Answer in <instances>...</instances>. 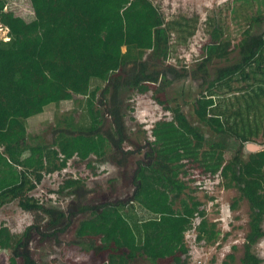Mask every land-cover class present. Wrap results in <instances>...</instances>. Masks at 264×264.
Masks as SVG:
<instances>
[{
  "label": "trees",
  "instance_id": "trees-1",
  "mask_svg": "<svg viewBox=\"0 0 264 264\" xmlns=\"http://www.w3.org/2000/svg\"><path fill=\"white\" fill-rule=\"evenodd\" d=\"M13 1L0 0V26L8 28V40L0 41V146L8 142L22 145L16 155L0 154V208L18 200L23 211L41 209L49 217L46 229H54V236L64 232L67 215L37 205L27 193L43 175L65 168L69 162L84 164L96 175V164L108 157L133 154L123 147V95L151 92L153 100L163 106L160 95L190 77L165 65L170 26L152 0H25L28 17L15 15ZM258 1L264 4V0ZM247 21L238 44V60L215 69L207 78L199 77L204 90L194 110L215 134L239 143L234 156L225 162L223 143L206 140L179 107L163 106L172 118L157 121L151 129L153 141L144 156L148 162L137 166L134 174L133 201L79 209L80 213L90 212L75 229L81 252H100L103 264H188L183 232L199 202L182 196L192 182L189 172L199 170L219 177L224 188L236 189L247 201L250 220L241 264L262 263L253 247L264 235V150L250 153L246 159L241 151L245 143L264 138V12ZM220 39V28L213 26L211 41L204 47V62L219 55ZM235 83H245L248 88L235 93ZM222 88L229 94L227 98L222 96ZM74 95L86 99L89 129L57 130L60 133L53 146L29 145L24 120ZM105 118L109 120L107 129ZM83 184V178L65 180L57 193L74 196ZM178 203L181 209L175 210ZM215 227L210 223L206 229L202 222L195 242L214 244ZM15 239L0 224V250L16 249L21 241L11 248ZM227 258L233 259L231 255ZM8 260V264H37L27 256L20 263L16 255Z\"/></svg>",
  "mask_w": 264,
  "mask_h": 264
},
{
  "label": "rangeland",
  "instance_id": "rangeland-1",
  "mask_svg": "<svg viewBox=\"0 0 264 264\" xmlns=\"http://www.w3.org/2000/svg\"><path fill=\"white\" fill-rule=\"evenodd\" d=\"M161 12L164 23H168L170 30L168 53L165 65L175 67L181 74L189 75V79L175 82L168 87L160 99L163 105L169 108L179 107L188 122L196 127L206 140L221 142L224 145L223 158L229 161L239 143L227 135H217L208 126L201 123L195 114L197 100L200 98L204 86L199 77L207 78L213 75L217 68L233 65L239 58L238 44L244 38V31L248 27L247 19L257 12H264V4L258 0H152ZM11 7L16 16L28 17L29 7L25 0H14ZM10 7V8H11ZM15 22L11 23L13 27ZM217 26L221 31L219 55H213L210 61L205 60L204 47L211 41L212 27ZM8 28L0 26V41H7ZM124 51V48H122ZM148 56V54H147ZM103 86V85H102ZM235 93L242 92L248 87L245 83L232 85ZM220 93V92H219ZM223 97H228L226 89H221ZM224 94V95H223ZM124 108L123 127L125 143L124 150L133 152L120 158L114 154L108 159L96 164L97 174L84 164L73 162L68 169L72 174L44 178L43 188L60 187L68 178H83L84 184L76 194L68 195L57 193L54 203H44L45 208H54L67 215L64 223L67 224L64 232L52 236L54 229H46L49 217L41 209L32 212L23 211L17 201H13L0 209V224L7 227L17 237V241L25 243L19 247L17 253L28 256L37 264H103L104 255L100 252L85 254L76 245L75 236L77 224L90 217V212L80 213L79 209L86 205L92 209L105 203L132 202L134 183L137 182L135 170L137 166H145L148 162L144 156L150 149L151 129L159 120H170L172 113L157 104L152 93L138 94L129 92L123 95ZM86 99L81 96H72L69 101L51 104L44 108L36 118L33 116L29 127V145L53 146L55 137L63 130H88L90 119L85 108ZM106 119L105 129L109 126ZM30 122V121H29ZM26 123V122H24ZM59 130V133H56ZM22 144L15 146V150ZM264 150V138L259 137L252 143H245L241 157L246 159L250 153ZM117 162V164H113ZM121 162V163H119ZM119 163V164H118ZM139 167V168H140ZM68 170V171H69ZM188 190L186 195L195 198L199 206L190 218V225L183 232L184 242L188 249V264H241L243 243L248 232L249 206L246 200L240 198L236 189L224 188L223 180L200 174L199 170L189 172ZM185 181L188 180L184 178ZM61 183V184H60ZM58 185V186H57ZM184 194V193H183ZM180 210V203L175 210ZM215 223L217 240L214 244L195 242L199 234L201 223ZM63 223V224H64ZM61 224L59 227H63ZM30 228L29 230H27ZM264 232V221L262 224ZM28 233V237H23ZM18 242V243H19ZM13 248V246H11ZM13 250V249H12ZM12 250H0V264H8ZM15 250V249H14ZM254 253L264 264V235L253 247ZM15 254V252H14ZM231 255L233 259L227 258ZM21 256L17 262H21Z\"/></svg>",
  "mask_w": 264,
  "mask_h": 264
},
{
  "label": "built area",
  "instance_id": "built-area-1",
  "mask_svg": "<svg viewBox=\"0 0 264 264\" xmlns=\"http://www.w3.org/2000/svg\"><path fill=\"white\" fill-rule=\"evenodd\" d=\"M70 165H71V162H69L65 168H62L58 171H54L52 173H47L43 175L41 182L36 184L35 188L32 191L28 192L26 197L30 200H33L37 205L43 206V207H44L43 205L44 203H49V204L54 203L57 200V191L61 186L59 188L58 187L56 188L47 187L48 189L45 190L44 189L45 187L43 188L44 178L46 179L50 177L51 174H56V176L60 174L61 177L66 176L67 174H72V172L68 169ZM68 179H78V178H68ZM68 179H65V180H68ZM46 180H49V179H46ZM65 180L63 181V183L65 182Z\"/></svg>",
  "mask_w": 264,
  "mask_h": 264
},
{
  "label": "crops",
  "instance_id": "crops-1",
  "mask_svg": "<svg viewBox=\"0 0 264 264\" xmlns=\"http://www.w3.org/2000/svg\"><path fill=\"white\" fill-rule=\"evenodd\" d=\"M40 115H41V114H40ZM38 116H39V115H36L35 117L37 118ZM32 118H33V117H30V118L24 120V122H26V123H24V125H25V127H26L27 132H29V131H28V130H29V127L31 128V125H32L31 120H33ZM29 121H30V122H29ZM28 134H29V133H28ZM18 144H21V143H10V142H8V143H6V144L0 146V154H3L4 157H8L9 155H16L18 149L15 150L14 148H15V146L18 145ZM19 147H20V146H19ZM19 169H20V168H19ZM19 169H18V171H19ZM14 201H17V202H18V200H14ZM10 203H13V201H11V202L5 204V205L2 206L0 209H2L3 207H5L6 205H8V204H10ZM18 203H19V202H18ZM15 240H16V239H15ZM15 240H14L13 243H12V246H13V247H14L15 244L18 242V241H17V242L15 243Z\"/></svg>",
  "mask_w": 264,
  "mask_h": 264
},
{
  "label": "flooded vegetation",
  "instance_id": "flooded-vegetation-1",
  "mask_svg": "<svg viewBox=\"0 0 264 264\" xmlns=\"http://www.w3.org/2000/svg\"><path fill=\"white\" fill-rule=\"evenodd\" d=\"M21 241H22V239H21ZM24 243H25V241L22 242V243H20V246H18L15 250L13 249V250H12V255H16V256L18 257V254H19V256H21V258H22L23 256H25V255H22V253H17V252H16V251L19 249V247H21ZM14 252H15V254H14ZM27 257H28V256H27Z\"/></svg>",
  "mask_w": 264,
  "mask_h": 264
},
{
  "label": "water",
  "instance_id": "water-1",
  "mask_svg": "<svg viewBox=\"0 0 264 264\" xmlns=\"http://www.w3.org/2000/svg\"><path fill=\"white\" fill-rule=\"evenodd\" d=\"M257 151H259V150H257ZM132 199H133V197H132Z\"/></svg>",
  "mask_w": 264,
  "mask_h": 264
}]
</instances>
